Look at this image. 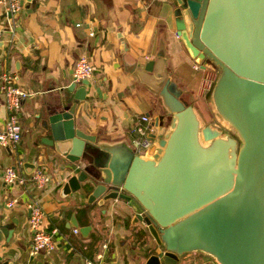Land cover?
Segmentation results:
<instances>
[{"label": "water", "instance_id": "1", "mask_svg": "<svg viewBox=\"0 0 264 264\" xmlns=\"http://www.w3.org/2000/svg\"><path fill=\"white\" fill-rule=\"evenodd\" d=\"M164 1L189 56L220 68L205 97L233 132L204 124L162 67L146 73L149 62L135 73L156 88L164 113L152 121L147 156L85 128L91 122L77 106L101 95L90 77L71 83L72 102L45 105L32 147L54 148L61 195L81 191L90 204L129 208L155 244L143 264H177L196 251L219 264H264V0ZM17 223L0 214V264H14L4 244Z\"/></svg>", "mask_w": 264, "mask_h": 264}, {"label": "crops", "instance_id": "2", "mask_svg": "<svg viewBox=\"0 0 264 264\" xmlns=\"http://www.w3.org/2000/svg\"><path fill=\"white\" fill-rule=\"evenodd\" d=\"M25 1L27 7L22 6L16 15L0 5V41L4 45L0 46V73H16V85L27 93L17 111L20 140L0 144V214L7 220L18 219L13 237L4 244L8 255L14 264H88L98 258L106 264H143L155 248L144 225L132 224L133 214L123 204H90L81 191L61 195L62 165L53 147L41 143L32 147L35 129L46 104L73 101L69 86L81 55L93 65L89 77L101 85L100 97L95 93L93 100L77 106L91 122L85 121V128L98 133L101 141H125L130 146V128L140 114H149L152 122L164 113L156 88L140 81L135 70L150 62L146 73L151 76L162 67L166 77L180 87L184 101L206 109L203 72L193 67L198 61L189 56L175 33L164 0ZM6 116L0 93V130ZM37 165H44L51 174L44 188L30 179ZM8 166H15L26 182H5ZM13 199L15 203L7 206ZM31 199L44 210V228L58 229L51 251H30L26 205ZM75 222L77 226L72 225ZM83 225H90L86 236L80 231ZM177 264L219 263L196 251Z\"/></svg>", "mask_w": 264, "mask_h": 264}, {"label": "built area", "instance_id": "3", "mask_svg": "<svg viewBox=\"0 0 264 264\" xmlns=\"http://www.w3.org/2000/svg\"><path fill=\"white\" fill-rule=\"evenodd\" d=\"M0 5L4 6L11 15H16L22 8L20 0H0ZM2 27L0 26V35ZM195 69H201L203 72V88L208 89L212 82L215 81L217 75L207 71V67L203 66L202 62L193 64ZM93 72V65L90 63L86 55H81L75 61L73 68V80L81 81L83 78L89 77ZM16 73L3 72L0 73V93L4 97V105L7 111V116L3 128L0 130V144L7 145L8 143H17L21 138V125L17 118L22 98L26 96V92L16 85ZM152 128L151 117L149 114H140L130 128L131 146L134 151L142 156H145L153 148V138L149 136V131ZM30 179L37 187L44 188L51 179V174L47 171L44 165H37L30 174ZM27 178L23 176L15 166H8L4 172V181L13 184L25 183ZM15 203V199L9 201L7 206ZM28 208V224L31 229L30 251L37 253L39 251H51L56 246L55 234L58 229L52 227L45 229L43 226L44 210L36 199H31L27 202ZM77 231V228H74ZM88 264H106L102 258L97 261L89 260Z\"/></svg>", "mask_w": 264, "mask_h": 264}, {"label": "rangeland", "instance_id": "4", "mask_svg": "<svg viewBox=\"0 0 264 264\" xmlns=\"http://www.w3.org/2000/svg\"><path fill=\"white\" fill-rule=\"evenodd\" d=\"M207 66V71H210L212 73H215L217 76L220 73V68L219 67H215L214 65H212L211 63ZM183 100L185 99L183 96L181 97ZM205 103H206V109L201 108L200 106H197L195 104V108L197 110V112L199 113V115L201 116V118L203 119V123H211L213 125H216L221 128L223 130V132H233V129L228 126V125H224L222 126L219 121H220V117L219 115L215 112V110L212 108L211 102L208 101L207 99H204ZM187 102V101H186ZM125 142V141H124ZM29 226V224H28ZM30 228V227H29Z\"/></svg>", "mask_w": 264, "mask_h": 264}]
</instances>
